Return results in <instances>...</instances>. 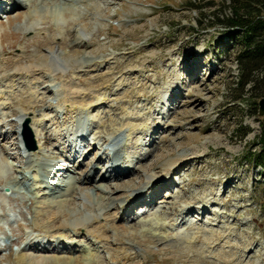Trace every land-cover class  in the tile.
I'll use <instances>...</instances> for the list:
<instances>
[{
    "label": "rangeland",
    "instance_id": "1",
    "mask_svg": "<svg viewBox=\"0 0 264 264\" xmlns=\"http://www.w3.org/2000/svg\"><path fill=\"white\" fill-rule=\"evenodd\" d=\"M30 1L0 9V264H264V94L190 6L220 0ZM71 198L90 229L45 217Z\"/></svg>",
    "mask_w": 264,
    "mask_h": 264
},
{
    "label": "trees",
    "instance_id": "2",
    "mask_svg": "<svg viewBox=\"0 0 264 264\" xmlns=\"http://www.w3.org/2000/svg\"><path fill=\"white\" fill-rule=\"evenodd\" d=\"M190 6L202 18L209 19L210 25L234 32L232 38L238 44L235 61L239 70L236 100L243 94H264V0H220ZM260 139L263 150L250 155H254L252 159L256 164L264 166V124Z\"/></svg>",
    "mask_w": 264,
    "mask_h": 264
},
{
    "label": "bare ground",
    "instance_id": "3",
    "mask_svg": "<svg viewBox=\"0 0 264 264\" xmlns=\"http://www.w3.org/2000/svg\"><path fill=\"white\" fill-rule=\"evenodd\" d=\"M36 1V0H35ZM35 1L33 2V1H30V3H29V5H28V7L29 8H31V12L33 13V15L34 16H39L40 14L38 13V11H37V8H36V3H35ZM5 2H7V1H5ZM4 2V0H3V2L1 1V3H0V9H2L3 8V5L4 4H6ZM12 2H14V1H8V3H9V5L10 6H13L14 7V5H16L17 3L16 2H14V4L12 3ZM7 3V4H8ZM52 4V7H51V10H50V15L53 17V16H57V15H60L61 14V11H60V8H59V6L56 4V0H52L51 2L50 1H47L46 0V2H41V4H43L42 5V7H44V8H47V6L49 5V4ZM50 4V5H51ZM87 6V5H86ZM93 7H96V9H98V0H95L94 1V3H93V5H92ZM91 6V7H92ZM83 11V10H82ZM82 13V12H81ZM32 26V25H31ZM30 27V26H29ZM31 28V27H30ZM32 29V28H31ZM44 57V56H43ZM65 59V58H64ZM39 68L40 69H44V70H47V67L43 64V63H41V65H39ZM24 69V67H19L18 68V70H23ZM21 117H23L22 115H21ZM37 147H39V146H37ZM29 152H31V151H29ZM35 152V151H34ZM38 153V152H37ZM35 155V154H34ZM61 156V155H60ZM58 157V156H57ZM54 165V164H53ZM52 165V166H53ZM111 167V166H110ZM114 167V166H113ZM4 168V167H3ZM5 169V168H4ZM14 169V168H13ZM12 169V170H13ZM10 170V169H9ZM6 171V170H5ZM14 171H15V169H14ZM9 172H11V171H9ZM9 172H7V173H5V174H2L1 176H0V179L2 178V179H8L9 178ZM2 173H3V171H2ZM1 174V173H0ZM73 198V197H72ZM71 198V199H72ZM75 199H72V200H70V199H62V200H60L59 201V203L58 204H56L55 206H53V207H48V208H45V217H47V218H49V219H51V224H52V222L53 223H56L57 224V228L58 227H69V226H71V227H76V228H80V227H82V228H87L88 226H89V224H91L90 222L93 220V218H92V220L90 219L89 221H88V219L87 220H83L82 218V214L84 213V212H86V211H90V212H92V211H96V210H98V208H96V207H93V206H87V205H82V208L80 209V207L78 208V207H76V205H75V201H74ZM97 201H98V205H101L102 203L100 202V199L98 200V197H97V199H96ZM134 204H136V203H134ZM107 205H105V207H106ZM100 207V206H99ZM102 207V206H101ZM50 224V225H51ZM53 225V224H52ZM81 228V229H82ZM89 228V227H88ZM90 229V228H89ZM88 229V231L90 232V230ZM87 230V229H86ZM41 241V240H40ZM39 241V242H40ZM30 243V242H29ZM41 243V242H40ZM36 245V244H35ZM57 245V244H56ZM28 247H30V246H28ZM39 248H41V247H39ZM37 249V248H36ZM57 249V248H56ZM29 259V258H28ZM40 263H42V260H37V262H36V264H40Z\"/></svg>",
    "mask_w": 264,
    "mask_h": 264
},
{
    "label": "water",
    "instance_id": "4",
    "mask_svg": "<svg viewBox=\"0 0 264 264\" xmlns=\"http://www.w3.org/2000/svg\"><path fill=\"white\" fill-rule=\"evenodd\" d=\"M259 115L264 114V97L259 101ZM24 144L27 149H33L35 147L34 140L30 129L27 126V120L23 123V130L21 132Z\"/></svg>",
    "mask_w": 264,
    "mask_h": 264
}]
</instances>
